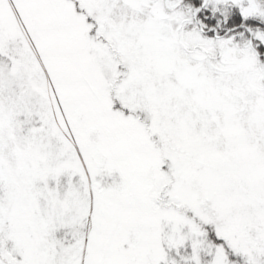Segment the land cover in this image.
<instances>
[{
  "label": "snow or ice",
  "instance_id": "6c2138e0",
  "mask_svg": "<svg viewBox=\"0 0 264 264\" xmlns=\"http://www.w3.org/2000/svg\"><path fill=\"white\" fill-rule=\"evenodd\" d=\"M0 264H264V0H0Z\"/></svg>",
  "mask_w": 264,
  "mask_h": 264
}]
</instances>
